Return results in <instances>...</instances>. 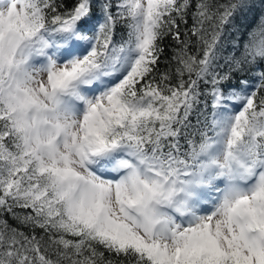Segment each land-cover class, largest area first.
Returning a JSON list of instances; mask_svg holds the SVG:
<instances>
[{"label": "snow or ice", "instance_id": "6c2138e0", "mask_svg": "<svg viewBox=\"0 0 264 264\" xmlns=\"http://www.w3.org/2000/svg\"><path fill=\"white\" fill-rule=\"evenodd\" d=\"M250 6L0 0V264H264Z\"/></svg>", "mask_w": 264, "mask_h": 264}, {"label": "trees", "instance_id": "16d2710c", "mask_svg": "<svg viewBox=\"0 0 264 264\" xmlns=\"http://www.w3.org/2000/svg\"><path fill=\"white\" fill-rule=\"evenodd\" d=\"M72 0H68L69 6L71 5ZM224 2V0H221ZM250 8L243 13L238 14L234 19V26H229L228 30L223 37L225 42L226 51H232L233 42L238 41L242 46L244 41L248 38V33L256 26L259 21L261 15H264V0H249ZM95 16L99 17V10L94 9ZM191 24V20H189V25ZM124 31L122 27L118 25L117 27V36L116 38H120V34ZM172 55V42L166 40L165 41V57L164 60L166 61ZM161 70L163 71L165 68V63H161L160 65ZM241 74H237V80L240 78ZM251 79L249 75L247 77ZM236 83V80L233 81ZM10 223H14L9 218Z\"/></svg>", "mask_w": 264, "mask_h": 264}]
</instances>
